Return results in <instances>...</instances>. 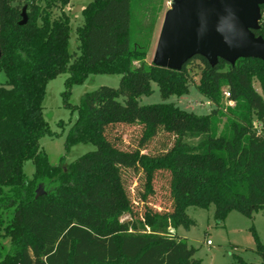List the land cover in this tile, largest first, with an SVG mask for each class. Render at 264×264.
<instances>
[{"label": "trees", "instance_id": "1", "mask_svg": "<svg viewBox=\"0 0 264 264\" xmlns=\"http://www.w3.org/2000/svg\"><path fill=\"white\" fill-rule=\"evenodd\" d=\"M131 1L84 6L76 54L68 50L71 21L63 8L69 0L61 1L57 16L53 0H0V72L6 77L0 84V241L9 239L7 250L0 247V264H201L196 250L174 234L193 224L188 207L214 205L219 223L233 211L250 219L264 211V62L218 60L211 66L195 56L180 71L148 63V45L130 37ZM23 9L27 22L19 25ZM253 33L264 40V22ZM62 73L68 74L63 105L77 114L65 148L89 143L95 150L52 166L39 145L54 135L42 101L48 81ZM91 74L120 75L119 86L99 87L72 106L71 87ZM195 75L198 92L213 104L207 115L173 104L139 105L152 93V82L166 100L187 95ZM224 87L234 104L222 111ZM116 125L138 126L137 144L124 148L120 136L110 137ZM162 133L172 139L170 146L143 153ZM28 160L35 167L32 179L23 172ZM128 170L142 179L136 199L124 183ZM164 173L170 205L161 209L150 198ZM45 181L54 186L35 198ZM251 230L264 264V244ZM234 257L235 264H248Z\"/></svg>", "mask_w": 264, "mask_h": 264}, {"label": "rangeland", "instance_id": "2", "mask_svg": "<svg viewBox=\"0 0 264 264\" xmlns=\"http://www.w3.org/2000/svg\"><path fill=\"white\" fill-rule=\"evenodd\" d=\"M27 0H15V4H23ZM53 16L61 13V1L53 0ZM92 0H69L63 8L64 13L70 17V39L68 50L71 53L78 54V41L76 40V28L83 23L81 12ZM170 0H132L131 1V21L130 37L136 43H145L148 45V54L146 62H152L160 29L164 15L168 9ZM67 73L59 74L54 79L48 81L45 87V94L42 101V115L48 123L53 136L45 135L39 140L40 148L45 152L49 165L56 166L64 157L63 164L68 165L83 154L95 150V146L89 143H80L72 146L68 151L65 148V140L69 129L74 124L77 114L63 105L62 93L65 91V80ZM6 81L4 73L0 72V84ZM120 75L117 74H91L88 75L82 84H75L70 89L69 103L72 106H78L83 94L96 90L99 87L106 86L118 88ZM198 76H193L187 95L182 97L170 96L162 100L158 86L155 82L151 83L152 93L149 96H141L138 103L141 106L154 104H173L181 110L192 112L196 115H207L213 106L205 103L209 100L204 98L197 90ZM253 88L259 94L261 89L256 79L253 80ZM224 90H228L224 87ZM223 95L222 111L226 108ZM213 105V104H212ZM256 128L260 127L254 119ZM110 137L120 136L124 148H130L137 144L140 135L138 126L116 125L110 129ZM172 139L166 134H159L148 145L143 153L156 154L168 148ZM189 143L193 144L194 141ZM35 167L32 160L24 163L23 172L27 179H32ZM123 179L127 191L133 199H136V191L141 189V176L131 170L123 172ZM53 182L41 183V192L53 187ZM35 190H38L36 187ZM7 195H10L8 189H5ZM155 195L150 198V202L157 208L166 209L170 205L169 188L167 174L158 175L154 183ZM214 205L207 209L198 207H188L186 214L193 224L185 229L179 227L175 230V237L185 238L188 245L196 250L194 257L201 264H235V257L239 256L248 264H260V258L255 254V240L252 234L254 229L258 240L264 244V213L254 215L250 219L239 212H230L224 222L219 223L214 218ZM10 218V215L7 216ZM210 241V244H207ZM0 247L7 250L9 239L0 241Z\"/></svg>", "mask_w": 264, "mask_h": 264}, {"label": "water", "instance_id": "3", "mask_svg": "<svg viewBox=\"0 0 264 264\" xmlns=\"http://www.w3.org/2000/svg\"><path fill=\"white\" fill-rule=\"evenodd\" d=\"M164 15L152 64L180 71L200 56L215 66L218 60L234 65L238 59L264 62V40L259 28L264 0H170ZM19 25L27 22L25 9ZM1 56V53H0ZM41 194L40 188L35 198Z\"/></svg>", "mask_w": 264, "mask_h": 264}, {"label": "built area", "instance_id": "4", "mask_svg": "<svg viewBox=\"0 0 264 264\" xmlns=\"http://www.w3.org/2000/svg\"><path fill=\"white\" fill-rule=\"evenodd\" d=\"M27 1H31V0H27ZM264 22V7L262 9H260V20H259V24ZM223 95H224V99H225V102H224V105L226 107H232L233 106V101H230L229 100V97H230V94L227 90H224L223 91ZM206 105L208 106H213L212 103L210 101H207L205 103ZM257 132L260 133V127L257 128ZM207 244L209 245L210 244V241H207Z\"/></svg>", "mask_w": 264, "mask_h": 264}, {"label": "crops", "instance_id": "5", "mask_svg": "<svg viewBox=\"0 0 264 264\" xmlns=\"http://www.w3.org/2000/svg\"><path fill=\"white\" fill-rule=\"evenodd\" d=\"M259 213H264V211H262V212H258V213H256V214H259ZM255 215V214H254ZM254 215H253V218L252 219H254Z\"/></svg>", "mask_w": 264, "mask_h": 264}]
</instances>
